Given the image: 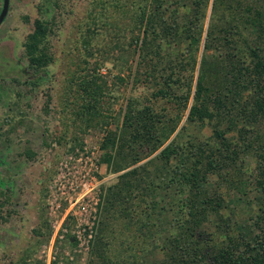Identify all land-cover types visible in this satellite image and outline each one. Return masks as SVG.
<instances>
[{"label":"rangeland","instance_id":"rangeland-1","mask_svg":"<svg viewBox=\"0 0 264 264\" xmlns=\"http://www.w3.org/2000/svg\"><path fill=\"white\" fill-rule=\"evenodd\" d=\"M162 1L167 7L166 12L165 6L162 7L163 26L171 30L168 28L170 32L157 41L159 53H155L146 67L139 68L144 31L135 23V17L143 0H9L7 14L0 23V264L160 263L164 257L160 242L168 235L167 229L155 225L149 237L142 228L140 238L130 240L128 235L132 233L124 232L123 228L134 219H120L119 223L112 219L118 232L112 233L113 229L105 238L104 257L97 253L107 190L121 174L104 161L108 149L103 145L109 132L122 129L129 98H135L139 107L151 106L167 118L181 116L172 138L183 147L190 142L218 144L216 125L233 143H239L240 131L243 133L253 124L243 122L240 115L230 118L234 121L232 125L229 117L204 123L189 121L192 99L187 108H182L180 99L173 96L191 82L195 89L203 53L212 62L217 58L227 59L231 46L223 40L225 35L238 58L250 63L248 43L264 47V37L251 24L238 23L235 17L255 16L257 11L264 16V0H226L214 10L213 0L200 5L207 9L202 41L199 50H194L198 60L195 71L185 30L198 0ZM154 4L152 1L153 7ZM3 8L4 0H0V14ZM249 8L251 12L247 11ZM54 17L57 23L49 39L53 61L36 85L23 84L18 76L29 69L25 42L34 30V21ZM212 25L218 31L217 38L212 48L204 52L207 29ZM148 72L150 77L146 75ZM92 74L103 79L105 95L102 116L87 126V120L76 114L82 104L76 89L81 76ZM164 92L169 95H163ZM251 97V91H246L243 104L251 101ZM238 112L240 107L233 113ZM254 126L253 134L245 140L252 142V148L264 143L263 137L258 139L264 132V116ZM29 150L35 152L34 157L27 155ZM247 153L241 155L240 161L244 179L252 178L250 175L257 167L256 152ZM212 181L216 190L220 183L224 184L217 174L212 175ZM86 183L91 188L87 193L83 189ZM74 188L76 192L72 191ZM221 192L228 203L223 213L237 224L247 222L257 211L258 193L253 184L242 202L234 198L238 190L222 185ZM164 198L170 215L167 218H177L174 210L179 195L169 189ZM82 203L88 205L87 212L82 210ZM95 207L97 213H91ZM138 211L142 210L135 209V219L140 217ZM93 216L97 217L95 221ZM213 218L215 222L217 217ZM93 221L92 229L81 230L82 240H78L77 231ZM207 226L218 239L225 238L215 223ZM130 227L137 234L140 232L139 226Z\"/></svg>","mask_w":264,"mask_h":264},{"label":"trees","instance_id":"trees-1","mask_svg":"<svg viewBox=\"0 0 264 264\" xmlns=\"http://www.w3.org/2000/svg\"><path fill=\"white\" fill-rule=\"evenodd\" d=\"M143 1L145 3L139 5L140 11L135 17V23L144 31L139 51V68L144 65L146 67L156 56L155 53H159L156 49L157 41L171 30L169 26H163L164 1L152 0L155 2L154 7L152 1ZM225 1L213 0L212 10L218 5H224ZM203 3L205 4V0L197 1L198 5L185 30L190 40V58L194 71L198 63L194 50H199L206 18L207 8L200 6ZM166 10L165 6L164 11ZM247 11L252 10L249 8ZM235 20L244 25L251 24L264 37V16L260 11L255 16L246 18L237 15ZM56 23V17L37 18L34 21V30L25 42L29 69L19 74L21 83L34 86L44 78L45 69L53 61L49 39ZM216 30L213 25L208 27L204 52L212 48L217 38ZM225 31L228 33L227 29ZM223 40L231 46L227 59L217 58L212 62L203 53L195 89L191 82L173 97L180 99L182 108H187L192 99L189 121L204 123L228 117L233 119L234 115L236 118L240 115L243 122L253 124L247 127L249 130L243 126L245 130L242 129L243 133L240 131L239 143H233L226 137V132L216 125L214 133L218 144L212 145L208 141L190 142L187 147H183L176 138H172L179 127L181 116L167 118L151 106L139 107L135 98H129L123 112L122 129L109 132L103 145L108 149L104 161L121 174L117 182L107 190L103 228L97 243V253L101 257H104L103 251L106 249L105 238L114 229L112 222L119 223L118 220L127 218L134 219L129 222V226L124 225L123 228L124 232L129 230L132 233L128 235L130 240L131 237L140 238L142 228L148 231L146 235L149 237L152 236V227L155 225L167 229L168 235L160 242L164 257L159 264H264V143L252 148V142H245L253 134L252 129L254 125H258L259 118L264 116V55L261 54L264 47L248 43L252 58L250 63H246L238 58L227 35ZM136 42L139 43V40ZM18 67L23 69L22 66ZM150 74L148 72L146 75L150 77ZM103 82L100 75L92 74L81 76L77 84L76 92L80 95L82 104L78 106L76 114L87 120V126L102 116L101 105L105 95ZM246 91H251L252 97L251 101L243 104ZM163 95L169 94L164 92ZM239 107L240 114L233 113ZM231 119L229 125L234 123ZM261 137L264 142V132L258 135V139ZM249 151L256 152L257 167L250 175L252 178L244 179L241 155L248 154ZM27 155L32 158L35 152L29 150ZM151 156L150 160L142 163ZM214 174L224 183L219 182L217 190L212 181ZM251 184L258 193L257 211L250 215L247 222L237 224V221L223 213L228 203L225 194L221 192L222 185L238 190L233 195L236 201L242 202L247 198V190ZM169 189L179 195V203L174 210L177 217L175 219L167 218L170 215L167 213L164 196ZM136 208L142 210L138 211V219L134 215ZM214 216L217 217L215 222ZM211 223H215L219 233L226 235L223 240L218 239L217 234L208 228L207 225ZM130 225L139 226L140 232L137 234ZM114 230L112 233L118 232L117 228Z\"/></svg>","mask_w":264,"mask_h":264},{"label":"built area","instance_id":"built-area-1","mask_svg":"<svg viewBox=\"0 0 264 264\" xmlns=\"http://www.w3.org/2000/svg\"><path fill=\"white\" fill-rule=\"evenodd\" d=\"M83 189L86 190L85 193L91 191V188H90V186H89V183L84 184V185H83ZM72 191H75V188L72 189ZM75 192H76V191H75ZM77 199H78V198H77ZM78 200H79V199H78ZM82 204H83V203H82ZM96 204L98 205V202H96ZM75 206H76V204H74V205L70 208V210H73ZM87 207H88V205L83 204L82 210L87 212ZM91 213H97V208L95 207V208L93 209V212H91ZM93 217H94V221H95V219H96L97 217H96V216H93ZM94 221H93V223H92L90 226H84L83 229H80V230L77 231L76 237L78 238V240H82V237H81V235H80V234H81V230H82V231H86L87 227L90 228V229H92V227H93L94 224H95ZM90 232L93 233V230H91ZM89 236H90V238H91V237H92V234L89 235Z\"/></svg>","mask_w":264,"mask_h":264},{"label":"water","instance_id":"water-1","mask_svg":"<svg viewBox=\"0 0 264 264\" xmlns=\"http://www.w3.org/2000/svg\"><path fill=\"white\" fill-rule=\"evenodd\" d=\"M8 2H9V0H4V8H3V11H2V13L0 15V23L4 20L6 14H7Z\"/></svg>","mask_w":264,"mask_h":264},{"label":"crops","instance_id":"crops-1","mask_svg":"<svg viewBox=\"0 0 264 264\" xmlns=\"http://www.w3.org/2000/svg\"><path fill=\"white\" fill-rule=\"evenodd\" d=\"M3 11V10H2ZM2 13V12H1ZM1 15V14H0Z\"/></svg>","mask_w":264,"mask_h":264}]
</instances>
